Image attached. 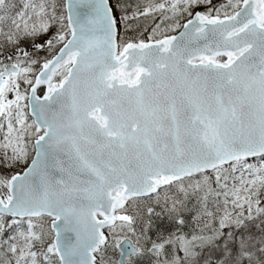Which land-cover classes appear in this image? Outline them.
Listing matches in <instances>:
<instances>
[{
  "label": "snow or ice",
  "instance_id": "obj_1",
  "mask_svg": "<svg viewBox=\"0 0 264 264\" xmlns=\"http://www.w3.org/2000/svg\"><path fill=\"white\" fill-rule=\"evenodd\" d=\"M128 7L0 0V264H264V0Z\"/></svg>",
  "mask_w": 264,
  "mask_h": 264
},
{
  "label": "rangeland",
  "instance_id": "obj_2",
  "mask_svg": "<svg viewBox=\"0 0 264 264\" xmlns=\"http://www.w3.org/2000/svg\"><path fill=\"white\" fill-rule=\"evenodd\" d=\"M123 3H125L126 5H130V7L127 8V14L129 16H131L132 12L135 10V6L138 4V3H143V0H123L122 1ZM130 23H133V24H136V23H140V24H144L145 23V20L143 17H140L138 18L137 21H130ZM134 31L135 29H133L132 31H130L129 35H132L134 34ZM145 35H148V33H145Z\"/></svg>",
  "mask_w": 264,
  "mask_h": 264
},
{
  "label": "flooded vegetation",
  "instance_id": "obj_3",
  "mask_svg": "<svg viewBox=\"0 0 264 264\" xmlns=\"http://www.w3.org/2000/svg\"><path fill=\"white\" fill-rule=\"evenodd\" d=\"M107 256L110 257L113 260H118L120 258L119 254H118V251H114L111 248L108 249Z\"/></svg>",
  "mask_w": 264,
  "mask_h": 264
},
{
  "label": "trees",
  "instance_id": "obj_4",
  "mask_svg": "<svg viewBox=\"0 0 264 264\" xmlns=\"http://www.w3.org/2000/svg\"><path fill=\"white\" fill-rule=\"evenodd\" d=\"M123 1V0H122ZM15 2L19 3V0H15ZM130 34V33H129ZM7 236V233L5 234Z\"/></svg>",
  "mask_w": 264,
  "mask_h": 264
}]
</instances>
